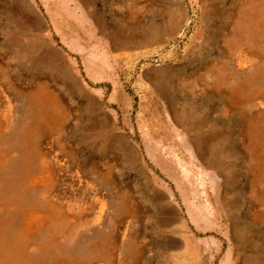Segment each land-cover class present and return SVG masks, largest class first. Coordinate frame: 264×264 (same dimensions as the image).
Returning a JSON list of instances; mask_svg holds the SVG:
<instances>
[{
	"label": "bare ground",
	"instance_id": "6f19581e",
	"mask_svg": "<svg viewBox=\"0 0 264 264\" xmlns=\"http://www.w3.org/2000/svg\"><path fill=\"white\" fill-rule=\"evenodd\" d=\"M8 1V17L15 15L29 22L46 23L36 1ZM149 1L132 0L124 17L126 26L116 30L112 39V51L117 57L139 59L158 51L164 58L165 53H159V49L164 47L165 41L190 31L194 19L187 11L184 16L182 3L174 13L172 9L170 14L165 11L163 15L160 10H166L172 4L171 0H161L158 9L148 4ZM210 1V6L201 12L203 26L200 27L202 31L196 33L198 41L194 44L193 62L188 66H164L160 74L144 71L141 75L147 82L150 80L155 90L162 91L163 86L167 88L170 117L188 133L187 139L200 160L214 169L220 178L218 191L222 204L230 211L228 226L234 245L252 249L250 254H241L238 264H264V0ZM88 3L86 5L90 8ZM195 14L194 11L193 17ZM156 17L168 19L166 30L165 26L162 28L156 24ZM96 20L104 23L99 16ZM128 28L145 34H139L141 40L135 42L131 34L125 32ZM164 32L167 39H163ZM175 75H178V82H174ZM70 85L69 82L64 99L50 84L32 85L25 94L28 110L24 111V122L19 124L21 108L11 100H8L11 107L6 108L5 100L0 98V134L15 130L13 134L20 137L23 145L20 153L24 157L22 172L17 173L12 171L9 152L0 151V235H5L0 236V264H28L32 256V238L39 232V247L43 250L41 264H92L89 259L73 256V250L79 251L82 246L98 254L94 264H119L122 259L120 247L124 241L132 247L129 264H141V256L146 250L135 243L138 229L132 220L127 219L121 230L115 224L116 215L112 216L110 210L113 202L106 198L113 194L122 197L126 201V211H130L128 217H134L138 186L123 191L121 173L116 168L133 167L135 161H139L142 149L128 135L115 130L116 120L106 110L96 118L100 122L98 130L96 125L94 129V124L82 123L77 130L80 135L67 140L63 148L74 155V152L80 153L76 143H85L86 138L92 143L100 137L106 139L110 159L117 157L120 160L112 164L108 155H101L104 163L94 164L102 182L111 187H108L107 196L95 203L97 208L94 211H90L89 202L81 205L79 211H72V198L64 200L61 195L64 184L69 188L77 183V187L71 190L76 196L75 190L84 192V186H89L92 181L86 174H77V178H73L59 171V160L45 146L49 132L53 133L63 120L64 126L68 119L65 116L70 108ZM52 105L65 110L50 111ZM9 113L15 121L8 118ZM80 156L82 154L75 155ZM146 177L151 178L150 173ZM113 185L122 194L114 189L111 192ZM40 189L42 192H38ZM158 194L156 197L152 192V198L162 208L152 206L150 216L168 231L166 253L171 256L167 264H177L173 255L182 247L190 251L191 256L185 257L187 263L210 264L211 258L207 260L203 256L208 247L200 250V240L191 236L187 228L190 222L197 230L209 228L202 222L199 205L195 204L193 209L183 192L187 215L183 216L182 205L174 203L170 193L160 189ZM28 195L35 201L30 203ZM90 215L93 219L88 221ZM107 224L111 228L110 234H101ZM61 241L67 243L64 245L66 251L56 256ZM231 259L229 254L224 256L222 264H228Z\"/></svg>",
	"mask_w": 264,
	"mask_h": 264
},
{
	"label": "rangeland",
	"instance_id": "374dc122",
	"mask_svg": "<svg viewBox=\"0 0 264 264\" xmlns=\"http://www.w3.org/2000/svg\"><path fill=\"white\" fill-rule=\"evenodd\" d=\"M32 1H36L43 11L46 23L29 22L15 15L8 17L6 11L9 8V1L0 0V98L5 100L6 108L11 107L8 100L21 108L18 114L20 117L17 120L19 124L24 122V111L28 110L25 94L32 85L50 84L64 99V92L67 91L70 82V108L69 114L65 116L68 119L64 126H62L63 120L53 133L49 132L45 138V146L51 149L52 155L59 160L57 163L59 171L73 178H77V174L82 176L86 174L89 180H92L91 186H84V192L75 190L76 196L71 190L77 187V183H73V186L69 188L64 184L61 195L64 200L72 198V211H79L80 206L88 202L92 208L90 211H94L97 208L95 203L107 196L110 186L107 183L105 186L94 167L95 163H104L101 155H108V160L112 164L120 161L117 157L110 159L111 152L106 151L107 142L104 137H100L93 143L89 138H86L85 143H76L80 153L74 152V155L68 154L69 151L63 148L67 140L80 135L77 130H80L82 123L94 124V129L95 125L97 128L100 122L96 118L101 117L98 114L106 110L116 120L115 130L128 135L142 149V155L139 156V161H135L136 164L133 167L116 168L117 172L121 173L123 191L128 187L138 186L139 197L134 198L136 204L134 217H128L130 211H126V201H123L122 197H115L112 193V197L106 198L113 202L110 210L112 216L116 215L115 224L121 230L128 220H132V224L138 229L135 243H139L146 250L141 256L140 263L167 264L171 256V253H166L168 231L162 229V225L150 216L152 206L157 208L158 205L162 208L152 198V192L158 197L161 189L172 195L174 203L182 205L183 216H187L183 206L185 202L183 192L193 209L195 204L199 205L203 215L201 220L209 228L197 230L191 222L188 223L187 228L191 236L200 240V250H203L204 246L208 247L205 248L203 256L207 257V260L211 258L210 264H222L224 256L228 254L232 256L228 264H238L241 254H250L252 249L234 245L229 230L230 211L222 204L221 192L218 191L220 178L214 169H210L200 160L193 150L191 141L187 139L188 133L170 117L167 88L163 86L162 91H157L150 80L147 82L141 75L144 71L160 74L164 66H168L167 68L174 64L188 66L193 62L194 44L198 41L196 33L198 30L202 31L200 27L203 26L201 12L210 6L211 1L171 0L172 4L166 10L162 8L160 13L165 15L166 11L170 14L172 9L174 13L177 6L182 3L184 16L187 11L188 16L194 19L190 31L186 35L177 36V39L165 41L164 47L159 49V53H165L164 58H161L158 51H154L139 59H127L126 56L120 58L112 51L113 36L116 30L126 26L125 18L132 0ZM88 1L90 8L86 5ZM148 4H153L156 9L161 8V0L153 2L150 0ZM194 11L195 17H193ZM97 16L104 19V23L98 22ZM167 20L166 17L163 20L156 17V24L162 28L165 26L166 30ZM125 32H129L135 42H139L140 35L145 34L130 28ZM163 39H167L165 32ZM177 76L175 75L174 82H178ZM52 109L59 112L61 109L65 110L57 105L49 108L50 111ZM8 115L10 120L15 121L10 113ZM14 131L9 129L4 134H0L2 144L0 151L9 152L12 171L18 173L22 172L24 161L20 153L23 145L20 137L13 134ZM76 154H82V156L77 158ZM114 155L113 153L112 156ZM103 167L105 168V165ZM148 173L151 178L146 177ZM113 189L122 194L114 185L111 192ZM140 191L143 192V197ZM145 194L150 196L145 197ZM28 198L30 203L35 201L30 195ZM92 219L93 215H90L87 220ZM102 230L101 234L108 235L111 232L108 224ZM39 239L40 232L32 238V256L28 264H41L43 250L39 247ZM63 241H61V247L57 249L56 256L66 251L64 245L67 243ZM120 248L122 259L119 264H129L132 247H129L128 241H124ZM75 251L73 250L75 253L73 256L89 259L92 264L97 259L98 254L95 250H86L82 246L81 250ZM186 252L188 250L182 247L173 255L177 264H189L185 257L191 255L190 251L188 254H185Z\"/></svg>",
	"mask_w": 264,
	"mask_h": 264
}]
</instances>
